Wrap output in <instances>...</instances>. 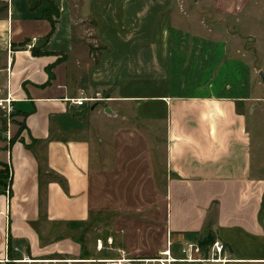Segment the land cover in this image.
Here are the masks:
<instances>
[{"label": "crops", "instance_id": "obj_1", "mask_svg": "<svg viewBox=\"0 0 264 264\" xmlns=\"http://www.w3.org/2000/svg\"><path fill=\"white\" fill-rule=\"evenodd\" d=\"M104 1L82 12L78 0H0V100L10 96L22 125L0 117V174L11 175L0 261L78 259L69 231L95 212L109 225L99 223L106 252L91 260L138 249L128 255L144 264L163 258L168 240L181 259L185 246L204 253L219 240L230 264H264V0H202L210 22L184 9L191 0L130 1L119 19ZM82 93L105 100L69 102ZM157 139L163 215L141 219L130 189L146 186ZM159 222L166 233L153 242Z\"/></svg>", "mask_w": 264, "mask_h": 264}, {"label": "rangeland", "instance_id": "obj_2", "mask_svg": "<svg viewBox=\"0 0 264 264\" xmlns=\"http://www.w3.org/2000/svg\"><path fill=\"white\" fill-rule=\"evenodd\" d=\"M130 1H132L133 3H135L136 0H109V2L113 5V8L115 10V14H116V18H121V8L128 4ZM101 2L103 4H106V2L104 0H101ZM191 3L187 4L185 3L184 5V9L187 10H191L193 9V7H196L198 9L197 13H198V17L201 18L202 20H207L210 22L209 18H205V9L203 6V2L202 0H191ZM193 2H195V4H193ZM199 2V4H197ZM77 6L79 11L84 12L85 8L87 7V0H78L77 2ZM183 5V4H182ZM143 6V2L138 3V9H140ZM103 8V6H101ZM100 7V8H101ZM51 12L53 10H55L53 7H49ZM204 15V16H203ZM138 18H143V16H138ZM212 21V19H211ZM84 23L87 29H93V24L91 19H85ZM212 24V23H210ZM215 25H222L225 26L227 29H232V32L235 30V25L231 20L228 19H223V20H215L214 22ZM230 25V26H229ZM229 29V30H230ZM89 47L91 49V51L95 54L96 52H98L100 50V46L98 47V45L96 43L93 42V36L92 34L89 33ZM18 115L17 112L14 110V108L12 109V112L8 115L6 114L4 111L0 112V117L1 119L5 120V122L7 121H13L14 123H17V125L21 126V123L19 121H16L14 118H16L15 116ZM13 118V120H12ZM15 120V121H14ZM157 142V144L155 143ZM149 154H150V164L148 165V177L146 180V186L145 184H142L140 186V182L137 180L136 182H134V186L131 187L130 191H131V197H132V201L133 203L136 204V208H138L139 210H137V214L136 216L142 219V216L145 215L148 210H152L153 211V215H155L156 213L158 214V216L162 217V193H163V176L165 174L164 172V166H163V154H162V150L160 147V143H159V139H157L156 141L153 140V142L151 143V149L149 150ZM136 172L133 171V175ZM134 178V177H133ZM9 181V178L6 179V175L1 174L0 175V190L1 187L3 185H5V183ZM144 183V182H143ZM119 186L117 185V188ZM144 218V217H143ZM105 222L103 223L104 225L106 224L109 225V220L108 222L107 219L105 217H103L101 219V216L99 217H95V212L92 213L91 215V219L89 220V222L86 225H82L81 227H79L77 230L73 229V231H69V233H72V235H74V238L77 241V244H79L80 246V255L79 257H77L78 259L81 260H91V259H95V248L98 242V237H99V230L103 227L100 226L99 223ZM134 221V220H133ZM138 228V224L132 223L131 225V229L128 231V238L131 232H133V234L135 235V229ZM153 230L152 232L149 230L148 234H150L153 242H155V240L160 239V236L163 233V238L165 236L166 231L163 229L162 223H158L157 228L154 226H152ZM131 236V235H130ZM137 237H132L131 241L133 244V247L138 246L137 243ZM151 242V241H150ZM107 243V240H106ZM115 244V241H114ZM115 246V245H114ZM112 246V247H114ZM93 248V249H92ZM103 251H105V249H102ZM136 252H132V253H126V259H130L131 257H129L130 254H133L134 256H137L140 252L138 249H135ZM106 252V251H105ZM129 254V255H128ZM75 257H73L72 255H60V256H56V258L54 259H49V260H75L73 259ZM30 260L34 261V260H40V259H31ZM43 260V259H42ZM46 260V259H44ZM101 260V259H99ZM0 262H8V263H14L17 262L15 260H3ZM127 263V262H126ZM124 263V264H126ZM17 264V263H16ZM31 264H35V263H31ZM40 264V263H37ZM82 264H103V263H82ZM111 264V263H108Z\"/></svg>", "mask_w": 264, "mask_h": 264}, {"label": "built area", "instance_id": "obj_3", "mask_svg": "<svg viewBox=\"0 0 264 264\" xmlns=\"http://www.w3.org/2000/svg\"><path fill=\"white\" fill-rule=\"evenodd\" d=\"M11 52V45L10 42H8V53ZM10 96L6 98L5 100H0V112L4 111L6 114H10L12 112V105L10 102ZM105 99L100 98L99 96H93V97H86L83 93L81 96L77 99H71L69 102L73 104L74 106L81 107L84 104H97ZM8 178L11 179L10 175V169L8 166ZM6 196H9V191L6 189ZM112 241L107 240V244L111 245ZM97 250H102L103 245L101 241L97 242L96 246ZM167 251L163 252L161 256L163 258L160 259H153V260H145L144 264H230L233 263L231 259L227 257V250L224 246V244L219 240H213L210 244L207 245V249L203 253L201 247L198 244H189L185 246L182 251V258L177 259L173 258L170 254V248H171V242L170 240L167 241ZM126 258H121L119 260H111V261H118L117 263L114 262L113 264H119L121 260ZM126 264H132V259H126ZM173 261L170 263L169 261ZM146 261H154V263H148Z\"/></svg>", "mask_w": 264, "mask_h": 264}, {"label": "bare ground", "instance_id": "obj_4", "mask_svg": "<svg viewBox=\"0 0 264 264\" xmlns=\"http://www.w3.org/2000/svg\"><path fill=\"white\" fill-rule=\"evenodd\" d=\"M126 260L120 261L119 264H124L126 263ZM170 263H172L173 261H169ZM1 263V262H0ZM4 263V262H2ZM6 263V262H5ZM8 263V262H7ZM17 264H31V263H40V264H82V263H103V264H108L111 263L113 264L114 261H110V260H106V259H101V260H81V259H75V260H30L28 258H25L23 260H17V262H15ZM117 263V261H116ZM149 263H154V261H150Z\"/></svg>", "mask_w": 264, "mask_h": 264}, {"label": "trees", "instance_id": "obj_5", "mask_svg": "<svg viewBox=\"0 0 264 264\" xmlns=\"http://www.w3.org/2000/svg\"><path fill=\"white\" fill-rule=\"evenodd\" d=\"M51 7H53V8L55 9V7H54L53 5H51ZM47 10L49 11V15H54V14L57 13L56 9L53 10L52 12H51L50 8H48ZM1 174L6 175V179H8V169H7V168H6V173H5V172H1ZM1 174H0V175H1ZM59 181H60V180H59ZM212 241H213V240H211L210 243H211Z\"/></svg>", "mask_w": 264, "mask_h": 264}, {"label": "water", "instance_id": "obj_6", "mask_svg": "<svg viewBox=\"0 0 264 264\" xmlns=\"http://www.w3.org/2000/svg\"><path fill=\"white\" fill-rule=\"evenodd\" d=\"M260 76H261L262 80H264V76H263V74H260ZM202 243H204V242H202Z\"/></svg>", "mask_w": 264, "mask_h": 264}]
</instances>
